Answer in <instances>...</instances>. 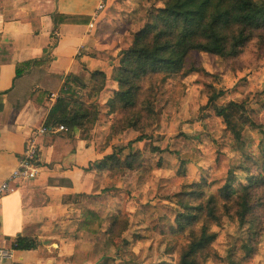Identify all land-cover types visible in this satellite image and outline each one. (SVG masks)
Returning <instances> with one entry per match:
<instances>
[{
    "label": "rangeland",
    "instance_id": "rangeland-1",
    "mask_svg": "<svg viewBox=\"0 0 264 264\" xmlns=\"http://www.w3.org/2000/svg\"><path fill=\"white\" fill-rule=\"evenodd\" d=\"M170 3L111 1L96 30L106 31L115 57L92 55L119 63V53ZM81 82L86 89L72 88L86 107H97L98 116L77 132L100 154L86 165L85 206L100 216L85 210L101 220L99 234L85 231L89 264H181L193 242L188 261L194 264H264V31L237 57L193 52L182 73L143 80L132 109H110L107 80L96 95V83ZM217 94L222 96L209 103ZM215 107L228 108L229 128ZM111 154L121 163L96 170ZM127 159H135L133 169L124 165Z\"/></svg>",
    "mask_w": 264,
    "mask_h": 264
},
{
    "label": "crops",
    "instance_id": "crops-1",
    "mask_svg": "<svg viewBox=\"0 0 264 264\" xmlns=\"http://www.w3.org/2000/svg\"><path fill=\"white\" fill-rule=\"evenodd\" d=\"M100 1L0 0V184L18 166L28 139L35 140L40 153L36 179L20 183L0 202V247H11L19 237L38 241L34 251L14 252L17 264H70L67 259L72 258L89 264V238L78 231V225L82 211L90 209L85 206L86 165L100 159L99 151L78 132L63 139L57 133L39 136L37 130L46 122L68 75L86 83L90 73L103 72L105 93L109 88L113 97L118 89L113 80L117 61L92 55L115 57L106 31L96 30L105 11L92 23ZM55 15L74 17L80 23L56 25Z\"/></svg>",
    "mask_w": 264,
    "mask_h": 264
},
{
    "label": "trees",
    "instance_id": "trees-1",
    "mask_svg": "<svg viewBox=\"0 0 264 264\" xmlns=\"http://www.w3.org/2000/svg\"><path fill=\"white\" fill-rule=\"evenodd\" d=\"M150 18L152 22L135 35L129 48L118 55V67L113 71V80L117 83L118 89L108 104L112 110L116 106L121 110L134 108L143 80L153 75L174 76L182 73L193 52L220 59L240 55L254 34L264 31V1L171 0L169 10L153 14ZM53 21L56 25L80 23L74 17L61 15L53 16ZM88 22L89 19L83 20V24L87 25ZM20 75L21 70L17 68L16 77ZM75 78L71 74L66 77L43 125L47 129L64 127L67 131L57 134L67 133L66 138H70V135L77 131H84L87 124L93 126L98 116L96 106L88 108L78 99V93L72 86L81 90L86 89V86L79 79L80 84L76 83ZM90 80L96 83L92 88V94L96 95L105 88L107 78L103 72L97 71L90 73ZM221 96L222 94L211 96L208 102L213 103ZM214 110L215 115L229 128L231 115L228 108L215 107ZM231 132L239 138L235 129ZM82 139L87 140L86 137ZM120 163L119 157L111 154L104 157L95 169L111 170ZM134 163L135 159H127L124 165L133 169ZM226 188H229V184ZM246 210L247 206L244 204L240 220H243ZM87 216L94 220V225L90 224ZM182 228L179 226L180 230ZM100 229L101 220L98 216L83 210L78 231L97 234ZM12 245L15 251H34L38 247V241L34 238L19 237ZM196 247L197 244L193 242L188 253L182 256L181 264H194L193 259L189 261L188 259L195 254Z\"/></svg>",
    "mask_w": 264,
    "mask_h": 264
},
{
    "label": "built area",
    "instance_id": "built-area-1",
    "mask_svg": "<svg viewBox=\"0 0 264 264\" xmlns=\"http://www.w3.org/2000/svg\"><path fill=\"white\" fill-rule=\"evenodd\" d=\"M108 5V0H101L97 6L95 13L93 15L92 23L95 19L103 13ZM91 23V27L93 24ZM67 130L60 126L53 129H47L44 126L37 130V135L44 136L48 133H58L66 132ZM39 148L34 139H28L25 143L23 153L18 162V166L11 172L9 178L0 184V202L3 198L14 194L18 190V185L20 183L31 182L36 179L39 172V161H40ZM13 245L11 247H0V264L10 262L12 264H17L13 262L14 256Z\"/></svg>",
    "mask_w": 264,
    "mask_h": 264
},
{
    "label": "water",
    "instance_id": "water-1",
    "mask_svg": "<svg viewBox=\"0 0 264 264\" xmlns=\"http://www.w3.org/2000/svg\"><path fill=\"white\" fill-rule=\"evenodd\" d=\"M74 81H75L76 83L80 84V82H79L78 79L75 78Z\"/></svg>",
    "mask_w": 264,
    "mask_h": 264
}]
</instances>
